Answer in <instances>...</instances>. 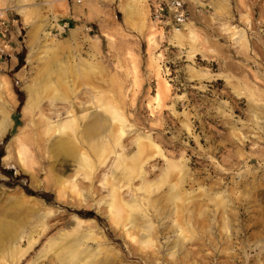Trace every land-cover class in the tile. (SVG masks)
<instances>
[{
  "label": "rangeland",
  "instance_id": "1",
  "mask_svg": "<svg viewBox=\"0 0 264 264\" xmlns=\"http://www.w3.org/2000/svg\"><path fill=\"white\" fill-rule=\"evenodd\" d=\"M12 1L0 264H264V0Z\"/></svg>",
  "mask_w": 264,
  "mask_h": 264
},
{
  "label": "built area",
  "instance_id": "2",
  "mask_svg": "<svg viewBox=\"0 0 264 264\" xmlns=\"http://www.w3.org/2000/svg\"><path fill=\"white\" fill-rule=\"evenodd\" d=\"M158 9L153 12V17L158 18ZM16 23V18L14 16H8L5 7H0V57L8 53V48L10 46L11 25ZM66 22L61 23L59 29L62 31L66 27Z\"/></svg>",
  "mask_w": 264,
  "mask_h": 264
},
{
  "label": "crops",
  "instance_id": "3",
  "mask_svg": "<svg viewBox=\"0 0 264 264\" xmlns=\"http://www.w3.org/2000/svg\"><path fill=\"white\" fill-rule=\"evenodd\" d=\"M47 1H49V0H25V2H22L20 4H18L16 1L15 2L12 1L10 3H12L13 5H15L16 9L20 8V13H21V12H23V8L24 7H30V8L38 9L37 7L39 5L45 4V3H47ZM13 51L16 52V50H13ZM8 55H9L8 58H9L10 62L12 61L13 58L14 59L16 58V55H11V53H8Z\"/></svg>",
  "mask_w": 264,
  "mask_h": 264
},
{
  "label": "bare ground",
  "instance_id": "4",
  "mask_svg": "<svg viewBox=\"0 0 264 264\" xmlns=\"http://www.w3.org/2000/svg\"><path fill=\"white\" fill-rule=\"evenodd\" d=\"M21 15H23L24 16V14H23V12H21ZM32 98H31V96L30 95H28V96H26V99H25V102H24V104H22L23 106H24V109L26 108V107H29L31 104H32ZM4 119V121H5V118H3ZM60 124H57V127L59 126ZM3 127H5V126H3ZM90 131V129H89V127H84V134L86 135L85 137H88V134L90 133L89 132ZM105 134H106V132H105ZM60 145H63L62 144V140H61V143H60ZM58 149H60V146L58 147V148H56V149H53L52 151H56V153L55 154H58L59 153V150ZM82 155V154H81ZM81 158V157H80ZM95 159V158H94ZM133 216V215H132ZM130 219V218H129Z\"/></svg>",
  "mask_w": 264,
  "mask_h": 264
},
{
  "label": "trees",
  "instance_id": "5",
  "mask_svg": "<svg viewBox=\"0 0 264 264\" xmlns=\"http://www.w3.org/2000/svg\"><path fill=\"white\" fill-rule=\"evenodd\" d=\"M20 62H21V59L19 58L18 59V63L20 64ZM21 105H22V103L20 104V108H21ZM76 211V210H75ZM76 212H78V213H82V212H80V210H77Z\"/></svg>",
  "mask_w": 264,
  "mask_h": 264
}]
</instances>
